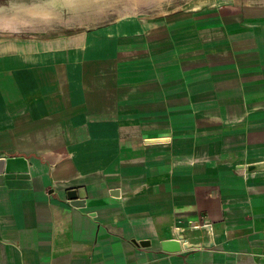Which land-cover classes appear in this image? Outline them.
Segmentation results:
<instances>
[{
  "label": "crops",
  "instance_id": "obj_1",
  "mask_svg": "<svg viewBox=\"0 0 264 264\" xmlns=\"http://www.w3.org/2000/svg\"><path fill=\"white\" fill-rule=\"evenodd\" d=\"M213 11L0 46V264H264V0Z\"/></svg>",
  "mask_w": 264,
  "mask_h": 264
},
{
  "label": "rangeland",
  "instance_id": "obj_2",
  "mask_svg": "<svg viewBox=\"0 0 264 264\" xmlns=\"http://www.w3.org/2000/svg\"><path fill=\"white\" fill-rule=\"evenodd\" d=\"M228 1L0 0V46L13 47L24 41L68 42L98 28L110 29V24L132 17L160 22L192 13L205 18Z\"/></svg>",
  "mask_w": 264,
  "mask_h": 264
},
{
  "label": "water",
  "instance_id": "obj_3",
  "mask_svg": "<svg viewBox=\"0 0 264 264\" xmlns=\"http://www.w3.org/2000/svg\"><path fill=\"white\" fill-rule=\"evenodd\" d=\"M162 245L166 249L168 248V249H172L173 250V249H176L177 248L176 247L177 243H176V240H174V239H172V240H165L164 243H162ZM172 245H175L174 248L173 247L172 248H169Z\"/></svg>",
  "mask_w": 264,
  "mask_h": 264
},
{
  "label": "bare ground",
  "instance_id": "obj_4",
  "mask_svg": "<svg viewBox=\"0 0 264 264\" xmlns=\"http://www.w3.org/2000/svg\"><path fill=\"white\" fill-rule=\"evenodd\" d=\"M7 23H8V22H7ZM9 23H10V22H9ZM6 25H7V24H6ZM6 25H2V26L4 27V26H6ZM8 25L11 26L12 24H8ZM13 26H14V25H13ZM13 26H11V27H13ZM14 27H15V26H14ZM1 28H2V27H1ZM7 28H8V26H7ZM4 29H5V28H4ZM9 29H10V28H9ZM12 29H13V28H12ZM14 29H15V28H14ZM17 29H18V28H17Z\"/></svg>",
  "mask_w": 264,
  "mask_h": 264
}]
</instances>
